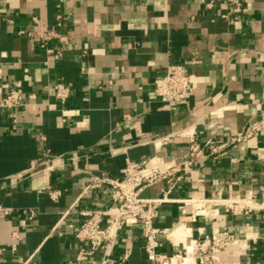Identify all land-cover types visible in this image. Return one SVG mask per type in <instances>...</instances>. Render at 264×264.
Masks as SVG:
<instances>
[{
	"label": "crops",
	"instance_id": "0c3cea01",
	"mask_svg": "<svg viewBox=\"0 0 264 264\" xmlns=\"http://www.w3.org/2000/svg\"><path fill=\"white\" fill-rule=\"evenodd\" d=\"M225 9L205 0H0V97L24 90V105L0 107V200L14 209L0 218V264H104L102 250L77 258L81 211L112 204L108 181L127 161L176 166L189 133L221 143L255 127L225 154L206 147L208 158L182 167L173 186L159 180L141 196L164 199L159 252L184 251L189 236L219 228L235 236L219 253L224 264H264V209L233 213L216 202V214L192 216V200L264 203V0H248L233 23ZM50 30L57 35L44 43ZM177 62L188 63L194 88L169 103L153 91ZM58 83L71 89L64 103ZM48 189L61 191L58 201ZM127 251L119 264H152L139 224L120 231L114 259Z\"/></svg>",
	"mask_w": 264,
	"mask_h": 264
},
{
	"label": "built area",
	"instance_id": "2783aa9c",
	"mask_svg": "<svg viewBox=\"0 0 264 264\" xmlns=\"http://www.w3.org/2000/svg\"><path fill=\"white\" fill-rule=\"evenodd\" d=\"M218 3L226 5V9L221 13V18L228 22H235L238 17L248 10V0H205L208 8H214ZM61 16H57V26L61 25ZM57 32L50 30L44 37V43ZM52 52V49H47ZM194 74L186 62H177L168 65L165 74L155 82L153 93L169 103H177L188 99L193 93ZM71 89L65 83H58L56 96L62 103L70 97ZM24 105V90L22 88L10 89L7 94L0 97L1 108H13ZM233 135L230 139L221 143L208 139L201 143L195 133H189L190 143L188 152L182 161L176 166H161L159 162H150L149 159L141 161H127L125 174L121 179L108 181V191L112 199V204L103 208H93L82 210L84 220L77 231V238L84 243L79 249L78 260H87L94 253L102 250L104 264H119L125 262L129 257V251L118 259H114V247L118 243L120 231L130 225L139 224L141 234L144 239V251L147 259L152 264H187L185 258L190 254L189 264H224L219 253L228 249L235 241V236L229 231L215 228L210 235L203 237L189 236V240L184 251L170 255L159 252V234L161 230L155 225L160 203V199H149L141 196L144 187L159 180H167L173 186L181 175L178 174L182 167H194L205 161L209 154L206 147H210V154H225L229 148L251 135L253 130ZM171 140V135L164 138ZM48 197L53 201H58L61 191L48 189ZM221 204L226 210L233 213H249L255 210L264 209V203L257 205L250 196L233 197L222 201L214 200H192V216L214 215L218 209L213 206ZM14 211L13 207L6 205L0 200V218L8 217ZM25 212L32 218L34 210L28 209ZM13 238H18L17 233H13ZM12 248H15L13 243ZM4 247H0V260Z\"/></svg>",
	"mask_w": 264,
	"mask_h": 264
},
{
	"label": "bare ground",
	"instance_id": "6f19581e",
	"mask_svg": "<svg viewBox=\"0 0 264 264\" xmlns=\"http://www.w3.org/2000/svg\"><path fill=\"white\" fill-rule=\"evenodd\" d=\"M181 231V235L182 236H184V235H186V231H184L183 229L182 230H180ZM190 255V254H189ZM191 261V255L190 256H187L186 258H185V262L187 263V264H189V262Z\"/></svg>",
	"mask_w": 264,
	"mask_h": 264
},
{
	"label": "rangeland",
	"instance_id": "374dc122",
	"mask_svg": "<svg viewBox=\"0 0 264 264\" xmlns=\"http://www.w3.org/2000/svg\"><path fill=\"white\" fill-rule=\"evenodd\" d=\"M181 232V231H180ZM188 256H190V255H188Z\"/></svg>",
	"mask_w": 264,
	"mask_h": 264
}]
</instances>
